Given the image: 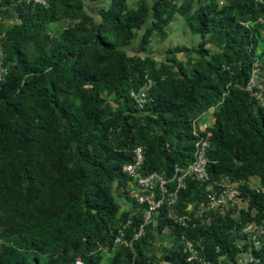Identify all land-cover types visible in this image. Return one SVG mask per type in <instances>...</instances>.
<instances>
[{
	"label": "trees",
	"instance_id": "16d2710c",
	"mask_svg": "<svg viewBox=\"0 0 264 264\" xmlns=\"http://www.w3.org/2000/svg\"><path fill=\"white\" fill-rule=\"evenodd\" d=\"M57 1L69 8L66 16L82 17L90 27L77 25L54 38L46 31L55 20L48 9L0 0L13 5L20 20L8 31L0 22L7 69L0 83V264H153L146 240L154 228L171 233L163 264H236L249 250L246 225H264V106L246 89L264 57V27L257 23L264 6L139 0L133 9L130 0H109L97 22L83 0ZM177 15L200 41L166 50L159 65L148 54L151 39H166ZM137 31H143L139 54L130 56L124 48ZM146 74L156 86L153 101L139 111L130 92ZM104 95L114 97L116 108ZM214 106L211 175L243 182L247 208L238 218L212 215L184 228L164 206L133 250L116 245L119 230L125 227L131 241L142 223L143 209L130 196L133 180L123 173L135 148L145 150V175L171 180L176 167L193 161L192 121ZM252 178L263 185L259 193L248 186ZM205 193V186L188 181L175 213L188 214ZM183 234L201 261H187ZM254 254L264 264V246Z\"/></svg>",
	"mask_w": 264,
	"mask_h": 264
},
{
	"label": "built area",
	"instance_id": "2783aa9c",
	"mask_svg": "<svg viewBox=\"0 0 264 264\" xmlns=\"http://www.w3.org/2000/svg\"><path fill=\"white\" fill-rule=\"evenodd\" d=\"M25 1L33 7L49 8L47 0ZM253 1L264 6V0ZM257 23L264 27V16L260 17ZM241 24L249 28L251 22L244 21ZM3 38L4 35L0 33V83L5 80L7 74V69L4 66ZM263 72L259 63L255 64L246 88L258 103L264 101V94L259 82V77ZM155 86L156 81L146 74L143 85L138 89L131 90L130 98L136 109L143 111L153 101L152 91ZM259 105L264 106L261 103ZM217 111L218 106L211 107L192 121L193 161L188 167H176L171 180H167L164 174L156 172L145 175L142 172L145 150L142 146L135 148L134 161L124 165L123 173L133 180L130 196L143 209L142 223L131 241L125 239V227L119 230L115 239L116 245L126 246L133 250L134 242L146 237L148 227L154 224L164 206L170 210L168 218L184 228H187L190 223L195 225L197 221L209 219L212 215L232 214L236 218L240 217L242 211L246 209L247 202L241 190L243 182H232L227 178L213 179L210 171L213 162L209 153ZM188 181H195L205 186L206 193L204 198L198 200L194 205H190L188 214L178 215L174 208L178 204L180 193L187 188ZM251 189L259 193L261 188L256 186ZM244 233L247 235L249 250L237 257L236 264H258L260 259L255 256L254 252H260L264 246V225L255 222L248 223ZM182 241L183 253L187 261L190 263L201 261L199 251L186 234H183ZM76 264H82V262L77 261Z\"/></svg>",
	"mask_w": 264,
	"mask_h": 264
},
{
	"label": "rangeland",
	"instance_id": "374dc122",
	"mask_svg": "<svg viewBox=\"0 0 264 264\" xmlns=\"http://www.w3.org/2000/svg\"><path fill=\"white\" fill-rule=\"evenodd\" d=\"M54 4H49L48 11L50 13H53L55 15V20L51 21L46 24V31L51 37L54 38H59L61 34L70 28H73L75 26L79 25H86L87 27H90V23H85V21L82 19V17H68L66 14L69 12V8L66 7L64 3H61L57 0H52ZM139 0H130V7L135 9L137 8ZM149 4L152 3V0H148ZM69 4L73 5L74 0H70ZM84 7L88 9L89 13L95 17V20L97 22H100L101 19L98 17L99 12L106 8L109 4V0H107L104 3H91L88 0H83ZM0 22L4 25V28L6 31L10 30L13 28L15 25H18L20 23V20L18 18V14L16 12V9L13 5L10 6H0ZM143 34V31H137L136 38L133 40V42L130 44V46L124 48L125 51L128 52L130 56H136L139 54V44H140V36ZM4 39V38H3ZM161 41V40H160ZM159 41L157 40L156 36H153L151 39V44L148 50V54L159 64H163L166 62L167 55L165 52L161 50V48H158ZM190 55L188 54V57ZM178 59L184 58V55H177L176 56ZM261 69L264 70V57L260 60ZM188 70L190 71V67H188ZM259 82L261 85V91L264 94V72L262 75L259 77ZM104 98L106 101L113 106V108H116V105L114 103V97L113 96H105ZM261 104H264L263 102H259ZM249 188H254V187H259L263 188V185L258 178H252L249 181ZM264 189V188H263ZM246 201V200H245ZM121 204L123 208H126V204L124 201H121ZM248 206V202H246V208ZM157 233L152 230L151 231V238H148L146 240V250L148 255L151 257L152 263L153 264H163L160 260L161 257V251L162 249L168 251L172 249L173 242L171 241L170 243L166 245H160L157 247ZM155 248H158V252L156 253H149V250L152 252L154 251Z\"/></svg>",
	"mask_w": 264,
	"mask_h": 264
},
{
	"label": "crops",
	"instance_id": "0c3cea01",
	"mask_svg": "<svg viewBox=\"0 0 264 264\" xmlns=\"http://www.w3.org/2000/svg\"><path fill=\"white\" fill-rule=\"evenodd\" d=\"M167 38L164 40H159L158 48H161L163 52L166 50L176 47V46H186V47H195L198 45L200 39L199 36L192 34L183 19L180 15H177L173 22L166 28ZM154 231L157 233L156 241L157 247L160 245H166L172 241L171 233L168 229H165L162 232H159L158 229L154 228ZM158 252V248H155L154 251L149 253Z\"/></svg>",
	"mask_w": 264,
	"mask_h": 264
}]
</instances>
